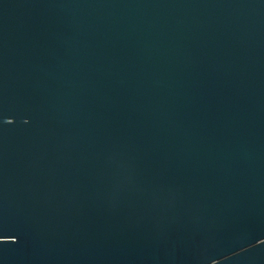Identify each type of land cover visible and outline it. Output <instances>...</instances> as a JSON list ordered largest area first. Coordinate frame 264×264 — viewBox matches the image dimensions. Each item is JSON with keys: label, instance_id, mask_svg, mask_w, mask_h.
Masks as SVG:
<instances>
[{"label": "water", "instance_id": "obj_1", "mask_svg": "<svg viewBox=\"0 0 264 264\" xmlns=\"http://www.w3.org/2000/svg\"><path fill=\"white\" fill-rule=\"evenodd\" d=\"M0 264H264V0H0Z\"/></svg>", "mask_w": 264, "mask_h": 264}]
</instances>
